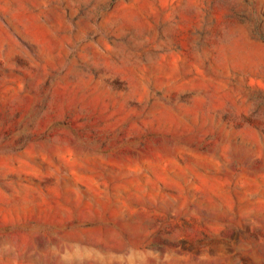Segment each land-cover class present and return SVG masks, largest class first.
Masks as SVG:
<instances>
[{
	"label": "rangeland",
	"instance_id": "obj_1",
	"mask_svg": "<svg viewBox=\"0 0 264 264\" xmlns=\"http://www.w3.org/2000/svg\"><path fill=\"white\" fill-rule=\"evenodd\" d=\"M0 264H264V0H0Z\"/></svg>",
	"mask_w": 264,
	"mask_h": 264
},
{
	"label": "bare ground",
	"instance_id": "obj_2",
	"mask_svg": "<svg viewBox=\"0 0 264 264\" xmlns=\"http://www.w3.org/2000/svg\"><path fill=\"white\" fill-rule=\"evenodd\" d=\"M94 231V230H93ZM93 234V233H92ZM95 234H98V233H95ZM90 238V237H89ZM94 238V237H93ZM91 239V238H90ZM95 239H96V237H95ZM91 240H93V239H91ZM94 241V240H93Z\"/></svg>",
	"mask_w": 264,
	"mask_h": 264
}]
</instances>
